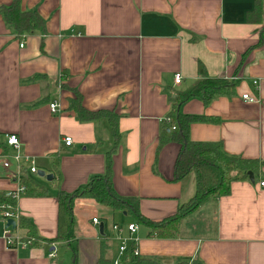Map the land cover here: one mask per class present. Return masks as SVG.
<instances>
[{
  "label": "crops",
  "instance_id": "0c3cea01",
  "mask_svg": "<svg viewBox=\"0 0 264 264\" xmlns=\"http://www.w3.org/2000/svg\"><path fill=\"white\" fill-rule=\"evenodd\" d=\"M11 1L0 0V7ZM259 1L260 23L247 20L256 0H20L22 10L36 11L44 20V32L23 35L0 14V145L11 155L6 136L15 135L20 152L53 176L47 181L25 171L46 190L45 196L16 200L19 217L33 225L38 242L7 247L0 216V264H98L102 237L112 264L119 242L111 228L131 223L138 227L139 257L153 264H264V187L259 184L264 165L254 183L232 182L228 195L207 199L183 217L171 238L154 237L125 212L74 198L67 237L56 239L58 191L71 193L103 173L113 144L106 119L78 122L66 111L72 93L63 85L81 94L87 110L118 116L120 142L110 154L112 188L138 198L139 211L149 220L174 214L195 192L192 173L172 178L180 146L159 147L158 137L170 97L198 77V63L208 76L237 84L231 95L208 105L195 98L182 104V113L216 119L192 123L190 139L220 142L229 155L264 162V0ZM175 74L181 77L177 85ZM245 93L256 102L243 101ZM51 102L58 104L56 113L49 110ZM64 137L72 144L65 146ZM14 171L13 162L9 170L0 168V192L18 187L10 178ZM93 218L103 223V235ZM13 231L25 235L17 223Z\"/></svg>",
  "mask_w": 264,
  "mask_h": 264
},
{
  "label": "trees",
  "instance_id": "16d2710c",
  "mask_svg": "<svg viewBox=\"0 0 264 264\" xmlns=\"http://www.w3.org/2000/svg\"><path fill=\"white\" fill-rule=\"evenodd\" d=\"M0 14L4 22L10 25L17 35L44 32V20L36 11L21 9L20 0H12L7 6L0 7ZM262 19L261 2L256 0L253 11L247 16V20L260 23ZM197 78L185 88L174 91V97H170V111L161 120V132L158 137V146L166 142H174L180 146L173 165V180L179 181L189 174H193L195 183L194 195L185 203L178 206L176 212L162 220L153 221L145 218L139 211V199L136 197L120 196L112 188L110 180V154L114 153L119 142L118 116L112 110L99 109L87 110L82 105V96L75 90L63 85L70 90L72 96L67 98L66 111L72 112L78 122H94L106 119L110 126L113 140L112 148L105 155V168L103 173L93 175L87 182L78 186L73 192L66 193L59 190L57 201L59 205L58 235L56 239L67 237V230L71 223L70 205L74 198H89L109 207L112 211L125 212L142 225H145L154 237L171 238L178 231L179 223L183 217L195 210L207 199L226 196L230 193L232 182L247 181V173L251 172L254 178L261 177V169L264 162L257 159L241 158L229 155L222 149L220 142L193 141L189 137V126L192 123H214L216 119L203 115L186 114L181 112V106L190 99H198L203 105H208L217 96H229L233 93L237 82L224 77L208 76L204 66L198 63ZM35 78L29 79L32 82ZM0 147L3 153L5 146ZM20 183L24 187L22 195L45 196L46 190L31 180L25 170L20 177ZM0 205L14 211L16 202L7 193L0 192ZM19 229L25 231L22 240L31 239L30 245L38 242L33 225L23 217L17 220ZM109 249L105 237L100 243V257L98 264H111L106 257ZM128 264H153L150 258L131 256ZM191 264H202L194 261Z\"/></svg>",
  "mask_w": 264,
  "mask_h": 264
},
{
  "label": "built area",
  "instance_id": "2783aa9c",
  "mask_svg": "<svg viewBox=\"0 0 264 264\" xmlns=\"http://www.w3.org/2000/svg\"><path fill=\"white\" fill-rule=\"evenodd\" d=\"M22 46V44H20ZM181 81V77L179 74L174 75V84H179ZM257 82L254 81L253 84H256ZM241 98L245 102H256V99L249 94H242ZM49 110L51 113H56L58 111V104L56 102H51L48 105ZM62 142L65 146H69L72 144V140L70 137H64L62 139ZM6 145L9 149H12L13 153L11 155H8L7 153L0 154V168L4 170H9L11 167V164L13 162L15 166V171L11 174V179L13 181L18 182V187L15 188L12 191H8L7 195L13 199L15 202L16 200L22 196L24 192V187L20 183V177L22 175L23 170H27L31 174H36L38 169L36 168V163L33 157L28 156L26 154H23L20 152L21 150V143L18 140V138L15 135H7L6 136ZM260 186L264 187V181H260ZM8 207L4 205H0V216L2 219L6 222L7 219H13L16 223L19 218V214L16 211V208L14 211L7 210ZM92 222L94 224H98V220L96 218L92 219ZM14 229H11L10 226L4 229L2 233V238L6 244L7 247H13L16 245H30L31 239L22 240V237H19L17 235H12ZM112 231L114 235L116 236V239L119 242L118 245V255L117 257L112 261V264H121L123 262H128L129 258L131 256H139L137 243V230L138 227L136 224L131 223L128 224L125 229L121 228L119 225L114 224L112 226ZM126 232V234H124Z\"/></svg>",
  "mask_w": 264,
  "mask_h": 264
},
{
  "label": "water",
  "instance_id": "95a60500",
  "mask_svg": "<svg viewBox=\"0 0 264 264\" xmlns=\"http://www.w3.org/2000/svg\"><path fill=\"white\" fill-rule=\"evenodd\" d=\"M39 177H44L47 181H50L52 179V175L51 174H46L43 170H38L37 173H36ZM247 176H248V180L251 182V183H254V176L251 172H248L247 173ZM8 226L11 227V229H14L15 227V222L13 219H7L6 222H5V228H7ZM98 228H99V233L101 235H103V223H99L98 225Z\"/></svg>",
  "mask_w": 264,
  "mask_h": 264
},
{
  "label": "rangeland",
  "instance_id": "374dc122",
  "mask_svg": "<svg viewBox=\"0 0 264 264\" xmlns=\"http://www.w3.org/2000/svg\"><path fill=\"white\" fill-rule=\"evenodd\" d=\"M36 178L38 179V177H36ZM193 194H194V192H193ZM193 194H192V195H193ZM115 218H116L115 220H119V219H117V217H115ZM13 232H14V231H13Z\"/></svg>",
  "mask_w": 264,
  "mask_h": 264
}]
</instances>
